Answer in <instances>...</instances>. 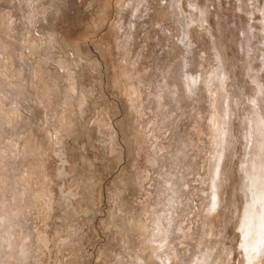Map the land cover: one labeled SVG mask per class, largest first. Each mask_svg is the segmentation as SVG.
<instances>
[{"label": "rangeland", "instance_id": "rangeland-1", "mask_svg": "<svg viewBox=\"0 0 264 264\" xmlns=\"http://www.w3.org/2000/svg\"><path fill=\"white\" fill-rule=\"evenodd\" d=\"M42 1L32 54L41 1L0 0V264L15 235L13 264H264V234L247 262L244 220L264 206V0Z\"/></svg>", "mask_w": 264, "mask_h": 264}, {"label": "bare ground", "instance_id": "bare-ground-1", "mask_svg": "<svg viewBox=\"0 0 264 264\" xmlns=\"http://www.w3.org/2000/svg\"><path fill=\"white\" fill-rule=\"evenodd\" d=\"M41 2V4L39 3V5H37V6H35L34 5V2L33 3H31V8H32V14H31V19L29 20V22L28 23H25L26 24V27H27V29H29V32H30V38H31V41H32V44H33V50L31 51L32 52V54H34V52H37L36 50H35V47L38 49V47L40 46V43H39V38H33V36H34V34H33V26H34V24H35V22H37V20L35 19V15H37L38 13H45L44 11L46 10V7L47 6H50V2H43L42 0H40ZM21 2L22 1H20V4H21ZM38 2H39V0H38ZM18 3V2H17ZM23 4H25L24 2H23ZM67 1L66 0H64V4L62 5V7L60 6V5H56L55 7H54V11H55V13L56 14H59V12L61 11V9H63V7L65 8L66 6H67ZM200 12L202 13V12H205V10H204V8L202 9H200ZM56 14H54L55 16H56ZM33 16H35V17H33ZM203 19V18H202ZM56 20V19H55ZM203 21V20H202ZM205 21H206V19H205ZM180 23L182 24V26H184L185 27V29H186V20H184V21H180ZM48 38L49 37H51V38H53L54 39V43H56V44H58L59 46H62L63 48H66V47H68L69 46V44H68V42H67V39H66V36L64 35V34H62V33H55V27L53 26V24H52V26H51V24L49 25V27H48ZM24 32V31H23ZM185 33H186V31H184ZM7 34H9L8 32H7ZM187 34V33H186ZM6 35V34H5ZM21 39H23V38H21ZM1 40V39H0ZM17 40V39H16ZM50 41V40H49ZM22 42V41H21ZM24 42V41H23ZM25 44H27V43H25ZM30 45V44H29ZM28 45V46H29ZM27 47V46H26ZM22 49V48H21ZM77 51H79L80 50V46H78L77 48ZM4 50V55L6 54L7 56H6V59L5 60H1L0 59V67H3V68H6L7 67V65H8V63H7V60H8V58L10 57V56H8V54H9V50H7L6 48H4L3 49ZM16 50V49H15ZM47 50H48V47H46V52H47ZM17 51V50H16ZM21 52H22V50H21ZM20 52V53H21ZM25 52H26V50H25ZM217 54H218V57H221V52L220 51H218L217 52ZM4 55H3V57H4ZM18 57H19V55H17ZM22 56H24V55H22ZM21 58V57H20ZM9 59H11V58H9ZM29 59V58H28ZM31 62V61H30ZM26 63H27V61H26ZM32 63V62H31ZM30 66V65H29ZM28 68V67H27ZM24 68L22 67V66H20L19 65V67H18V72H20V74L22 75V73H23V70ZM32 69V68H31ZM5 71V70H4ZM216 72H217V74L219 73V70L218 69H216L215 70ZM215 72V73H216ZM175 73V72H174ZM176 74H177V76H176V78H177V81H178V79H180L179 81H183V85L185 86V88H187L188 90L189 89H192L193 87H194V84L195 83H197V81H198V79H199V75L197 74V75H193V74H188V73H186V72H182V70H181V68H178L177 69V72H176ZM47 75L49 76V77H51V78H53V79H56V77L53 75V73H51V72H47ZM70 75V77L72 78V76H71V74H69ZM216 75V74H215ZM29 78V77H28ZM70 78V79H71ZM30 79V78H29ZM29 79L27 80L28 82H29ZM39 79H40V74H38V71H36L35 72V79H33L32 78V82H33V84H31V82H29V85L28 84H24L26 87V91H28V93L30 94V95H32L33 96V92H37V90H38V85H37V83H38V81H39ZM178 81V82H179ZM207 84V83H206ZM182 85V84H181ZM28 86V87H27ZM207 86H209V93H210V97H209V100H210V104L212 105V107H213V109H214V112H213V115H212V119L214 120V123H215V130H214V133L216 132V131H219V130H221L222 129V122H221V120L223 119V112H224V114H226V110H224L222 107H223V103H222V100H223V98H224V96H222V95H219V93H217V91L219 90V87L217 86V85H215L214 84V82H213V77L211 76L210 77V80H209V83L207 84ZM222 87V86H221ZM21 88H22V90H23V88H24V86L22 85L21 86ZM3 92V91H2ZM32 100V99H31ZM4 106V105H3ZM15 106V105H14ZM228 106H230L229 104H228ZM13 108V107H12ZM11 108V109H12ZM41 108V107H40ZM230 108V107H229ZM3 110V109H2ZM229 110V109H228ZM5 111V110H4ZM21 114V113H20ZM8 116V115H7ZM6 117V116H5ZM8 118H9V116H8ZM8 118H7V120H8ZM6 120V121H7ZM33 131H34V128H33ZM56 133V132H55ZM219 133H220V131H219ZM32 134V133H31ZM33 136V135H32ZM49 136H51L50 134H49ZM212 136V139H211V143H212V155H214V154H217V149L219 148V143H220V138L217 136V135H211ZM35 137V136H34ZM48 137V136H47ZM47 139V138H46ZM51 139V138H50ZM48 140V139H47ZM49 142V141H48ZM34 144V147H35V149H36V151H37V153H39V154H41V152H43V151H45V150H47L46 148H48V146H46V145H42L41 143H38L37 141H34L33 142ZM49 143H51V141L49 142ZM32 145V146H33ZM31 146V147H32ZM218 146V147H217ZM34 147H32L33 149H34ZM8 149V148H7ZM210 160H211V157H209L208 158V162H210ZM41 183V182H40ZM258 185H260V182H258ZM262 188V185H260V187H259V191H258V193L256 194V199H257V201H258V203L259 202H261V201H264V192H263V189H261ZM261 189V190H260ZM44 195V194H43ZM215 197H216V192L215 191H213L212 192V199L214 200L215 199ZM169 203V202H168ZM9 209V208H8ZM4 210V209H3ZM12 210V209H11ZM261 212H262V214L261 215H259L258 217H256L255 218V206H254V203L252 202V200H251V202L249 203V205H248V207H247V210H246V213H245V217H244V220H247L248 218H249V216H251V218L252 219H254L253 221H252V223L250 224V226H249V232H250V238H249V241L247 242V243H245V244H247V248H246V250L245 251H250V253H248V256H247V262L249 263V262H252V260H254L255 259V257H256V253H257V247H258V245H259V243L261 242V240H262V237H263V229H264V206L262 207V209H261ZM12 213V211L10 212V214ZM5 215V214H4ZM10 219V218H9ZM161 218H159L158 220H160ZM164 219V218H163ZM168 219V218H167ZM4 220H6V219H4ZM163 220H161L160 222H162ZM19 222V221H18ZM1 223V222H0ZM3 223H5V221L3 222ZM9 223V222H8ZM158 223V222H157ZM3 225V224H2ZM155 225V224H154ZM162 224H160V226H161ZM7 226V225H6ZM15 226H16V224H15ZM159 226V223H158V225H155L154 226V228H153V231H154V236H153V239H154V242H158V244L156 245V248H159L160 247V245L161 244H163V241L160 239L159 240V236L158 237H156L158 234L157 233H160V228L162 229V227H160ZM163 226V225H162ZM8 227V226H7ZM15 230V229H14ZM166 230V229H165ZM4 232V231H3ZM16 232V231H15ZM21 232V231H20ZM20 232L18 233V231L16 232V233H18V234H20ZM2 232H0V236H2L3 235V233L1 234ZM167 233V232H166ZM5 234V233H4ZM160 235V234H159ZM16 236L17 235H15V236H12L11 238H13V240H12V246L14 247V249L15 250H12V248L11 247H7V248H11V250L7 253L8 255H6L7 256V259H8V264H13V262L16 260V254H17V252H18V239L16 238ZM21 236V235H20ZM18 237V238H21V237ZM2 237H5V235L4 236H2ZM1 237V238H2ZM1 238H0V240H1ZM10 238V239H11ZM4 238H2V240H3ZM9 239V240H10ZM151 239V238H150ZM150 239H149V241H150ZM153 239H151V241L150 242H152V240ZM159 241H158V240ZM1 240V241H2ZM21 242V241H20ZM166 242V241H165ZM10 244V243H9ZM156 243H154V245H155ZM166 244H168V243H166ZM21 245V244H20ZM10 246V245H9ZM28 247V246H27ZM5 248V247H4ZM20 249V248H19ZM6 251V250H5ZM20 251V250H19ZM175 252H176V249H168V251H167V257L168 258H170L171 259V257L173 258L174 257V255H175ZM1 253V252H0ZM246 253V252H245ZM2 254V253H1ZM5 254V253H4ZM3 255V254H2ZM30 255V254H29ZM5 256V255H4ZM5 256V257H6ZM20 257V256H19ZM18 257V258H19ZM25 257V256H24ZM18 260V259H17ZM23 261V260H22ZM1 262V261H0ZM5 263H6V261H5ZM16 264H17V262H15ZM14 263V264H15ZM21 263V262H20ZM23 263V262H22ZM28 263V262H27ZM25 264V263H24Z\"/></svg>", "mask_w": 264, "mask_h": 264}]
</instances>
